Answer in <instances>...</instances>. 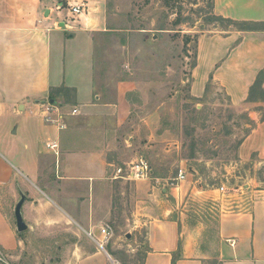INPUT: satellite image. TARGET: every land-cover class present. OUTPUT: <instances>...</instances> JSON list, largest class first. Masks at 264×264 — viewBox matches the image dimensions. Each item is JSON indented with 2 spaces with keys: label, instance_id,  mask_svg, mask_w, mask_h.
<instances>
[{
  "label": "crops",
  "instance_id": "0c3cea01",
  "mask_svg": "<svg viewBox=\"0 0 264 264\" xmlns=\"http://www.w3.org/2000/svg\"><path fill=\"white\" fill-rule=\"evenodd\" d=\"M65 1L0 0V193H26L44 209L53 205L96 237L98 224L110 228L106 224L114 215L116 196H126L124 191L117 194L116 188L128 180L115 178L120 167L108 157L115 131L105 122V112L115 113L113 127L123 122L125 100L120 87L114 101L106 104L96 90L93 26L100 23L106 0ZM64 3H84L88 14L72 25L63 23L62 18L70 16ZM213 13L264 23V0H213ZM70 39H82L90 51L83 90L61 77L53 80L55 47L65 49ZM196 71L199 91L212 77L235 107L245 105L264 72V31L229 30L201 37ZM63 90L74 93L79 114L70 116L60 131L45 123L42 104L56 101L52 96L61 97ZM49 142L58 144V153L47 147ZM252 155L264 164V121L241 146L243 161ZM21 177L33 189L15 182ZM196 184L188 175L168 188H161L157 178L134 184L128 230L135 243L137 232L145 231L143 264H264V188L246 185L241 195H224L220 189H205L199 180ZM188 194L201 203L203 219L199 209L198 216L191 214L185 202ZM14 238L0 205V244L11 246Z\"/></svg>",
  "mask_w": 264,
  "mask_h": 264
},
{
  "label": "rangeland",
  "instance_id": "374dc122",
  "mask_svg": "<svg viewBox=\"0 0 264 264\" xmlns=\"http://www.w3.org/2000/svg\"><path fill=\"white\" fill-rule=\"evenodd\" d=\"M214 15L213 0H106L100 23L93 26L96 90L106 104L114 101L120 87L125 100L118 127H113L115 113L105 112L116 139L108 157L124 172L143 160L153 172L151 178L168 188L183 167L194 186L199 180L205 189L225 187L226 195H241L246 185L264 188V164L256 163L255 155L249 161L241 157L243 142L264 121V75L261 88L241 107L231 103L212 77L200 91L195 87L201 37L237 30ZM76 20L79 16L62 18L71 25ZM66 43L65 49L55 47L53 80L61 77L83 90L90 74V51L82 39ZM61 94L53 102L67 115V124L75 108L74 93ZM16 181L33 189L23 177ZM136 181L116 188L126 196H116L114 215L106 224L112 233L107 240L102 236L105 222L98 224L97 236H91L62 210L48 203L51 209H44L26 193L22 213L29 229L19 233L15 208L21 195L2 191L0 205L15 238L11 246L0 244V264H143L145 231L137 232L135 243L128 230ZM235 188L243 189L235 193ZM190 194L185 202L196 217L201 203Z\"/></svg>",
  "mask_w": 264,
  "mask_h": 264
},
{
  "label": "built area",
  "instance_id": "2783aa9c",
  "mask_svg": "<svg viewBox=\"0 0 264 264\" xmlns=\"http://www.w3.org/2000/svg\"><path fill=\"white\" fill-rule=\"evenodd\" d=\"M62 5L58 7V10H62ZM88 6L84 3H79L75 5L69 6V15L81 16L83 13H86ZM43 107V119L46 124L56 126L60 131L66 129L67 124L65 119L67 115L61 110L60 107L56 106L52 101H46L42 104ZM79 114V110L77 108L73 109L72 112L69 114L71 116H75ZM47 147L51 150H54L58 153V144L56 142H49L47 143ZM187 168H180L178 176L173 180L172 185H178L180 182L186 180L187 176ZM152 177V171L148 163L143 160L132 164L130 169L127 172H124L122 168L117 169L116 171V179L123 178L127 180H148ZM243 189V188H242ZM241 188H235V193L240 192ZM220 191L222 194L226 195L227 190L225 187H221ZM244 190H242L243 192ZM92 236V234H90ZM102 236L104 240L110 238L111 234L107 228L102 229ZM101 247H103V242H98Z\"/></svg>",
  "mask_w": 264,
  "mask_h": 264
},
{
  "label": "trees",
  "instance_id": "16d2710c",
  "mask_svg": "<svg viewBox=\"0 0 264 264\" xmlns=\"http://www.w3.org/2000/svg\"><path fill=\"white\" fill-rule=\"evenodd\" d=\"M64 7H66V3H64ZM214 18L217 21H219V22L227 23L228 25H230L231 27H234L238 31H243V32H248V31H251V32H254V31H264V23H258V22H239V21H234V20H231V19L223 18V17L217 16V15H214ZM263 75H264V72L261 73V75L259 76V78H258L255 86L252 88L251 93H250V98L252 97V95H254V93L256 92V90H258L259 88H261V86L263 85V79H262ZM52 98L54 99V95L52 96Z\"/></svg>",
  "mask_w": 264,
  "mask_h": 264
},
{
  "label": "water",
  "instance_id": "95a60500",
  "mask_svg": "<svg viewBox=\"0 0 264 264\" xmlns=\"http://www.w3.org/2000/svg\"><path fill=\"white\" fill-rule=\"evenodd\" d=\"M25 202H26V196L24 194H21V199L15 208V218H16L17 230L19 233H23L29 229V226L24 221L23 213H22ZM126 237L130 239L131 235L127 234Z\"/></svg>",
  "mask_w": 264,
  "mask_h": 264
}]
</instances>
